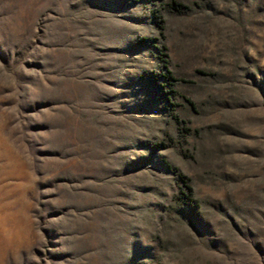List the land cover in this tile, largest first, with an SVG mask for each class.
<instances>
[{
  "label": "rangeland",
  "instance_id": "374dc122",
  "mask_svg": "<svg viewBox=\"0 0 264 264\" xmlns=\"http://www.w3.org/2000/svg\"><path fill=\"white\" fill-rule=\"evenodd\" d=\"M0 264H264V0H0Z\"/></svg>",
  "mask_w": 264,
  "mask_h": 264
}]
</instances>
